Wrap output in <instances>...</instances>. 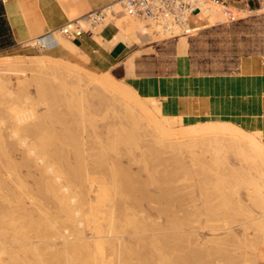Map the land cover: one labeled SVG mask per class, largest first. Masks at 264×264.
I'll list each match as a JSON object with an SVG mask.
<instances>
[{"label":"rangeland","instance_id":"obj_1","mask_svg":"<svg viewBox=\"0 0 264 264\" xmlns=\"http://www.w3.org/2000/svg\"><path fill=\"white\" fill-rule=\"evenodd\" d=\"M256 7L210 5L207 26L175 38L108 16L115 40L139 50L106 71L58 33L61 49L0 54L45 63L0 72V264H264V138L217 118L165 117L129 83L236 71L264 54ZM108 75L121 91L105 90Z\"/></svg>","mask_w":264,"mask_h":264},{"label":"crops","instance_id":"obj_2","mask_svg":"<svg viewBox=\"0 0 264 264\" xmlns=\"http://www.w3.org/2000/svg\"><path fill=\"white\" fill-rule=\"evenodd\" d=\"M118 0H0V54L22 49L31 39L54 31L85 13ZM225 7L249 12L264 0H223ZM193 29L207 26L202 13L189 17ZM119 29L111 22L98 33H83L69 40L87 64L106 71L139 50L138 43L115 38ZM61 49L56 35L42 41ZM142 49V48H141ZM130 85L145 98L157 102L165 117L217 118L256 130L264 138V54L243 57L236 71L197 74L179 70L172 75L133 77Z\"/></svg>","mask_w":264,"mask_h":264},{"label":"built area","instance_id":"obj_3","mask_svg":"<svg viewBox=\"0 0 264 264\" xmlns=\"http://www.w3.org/2000/svg\"><path fill=\"white\" fill-rule=\"evenodd\" d=\"M119 11L114 3L91 10L79 18L66 22L54 31L31 39L26 44L34 48H45L40 39L51 33H58L68 40H75L83 33H93L99 26H104L108 16L124 12L143 22L154 33L167 38L189 35L193 28L189 26V17L196 12L203 13L210 5H223V0H118Z\"/></svg>","mask_w":264,"mask_h":264},{"label":"bare ground","instance_id":"obj_4","mask_svg":"<svg viewBox=\"0 0 264 264\" xmlns=\"http://www.w3.org/2000/svg\"><path fill=\"white\" fill-rule=\"evenodd\" d=\"M113 6H115L116 8H117V6H118V3L117 2H115L114 4H113ZM225 13V12H224ZM210 16H209V18H211V16H213V13L212 14H209ZM116 18V17H115ZM124 19V18H123ZM126 19V18H125ZM117 20V19H116ZM119 21V20H118ZM122 22V21H121ZM132 22V21H131ZM135 22V21H134ZM120 24H123V23H120ZM119 24V25H120ZM138 25V24H137ZM123 26H127V31H128V33L129 32H133V28H134V26H136V25H134V23L132 24V23H130V24H127V25H123ZM125 27L123 28V29H125ZM138 28L139 29H141L142 30V33H144L145 31H144V29L145 28H143L142 26H138ZM122 29V30H123ZM119 30H120V28H119ZM140 30V31H141ZM135 31H136V29H135ZM139 32V31H138ZM137 32V33H138ZM137 33L135 34V35H137ZM56 33H51V34H49V35H46V36H44V37H42L41 39H40V43L45 47V49H52V48H54L55 46H57V44L56 45H53V46H50V47H47V46H45L43 43H42V41L43 40H45V39H47V38H52L53 37V35H55ZM141 34V33H140ZM121 35H126L125 33H122ZM133 35V34H132ZM120 38H122L121 36H120ZM61 39H62V37H61ZM123 39V38H122ZM126 41V40H125ZM58 42H59V44L62 46V44H61V42H63L62 40H61V42L59 41V37H58ZM126 43H129V41H126ZM63 44H65V42L63 43ZM14 63H16V62H14ZM18 66H19V68H18ZM32 67V66H35V67H37L38 69H42V68H44L45 67V63L43 62V61H31V62H28V63H26V64H22V65H20L19 63H16V64H13V63H11V62H6V61H0V72H3V71H8V72H14L16 69H20V67L21 68H24V69H28L29 67ZM17 67V68H16ZM16 68V69H15ZM104 82H103V84H105V90L106 91H121V88L119 87V86H117V85H114L115 84V80L111 77V76H109L108 75V77L107 78H105L104 80H103ZM228 124V123H227ZM216 125V124H215ZM221 125V124H220ZM220 125H219V127H220ZM195 126V125H194ZM222 126L223 127H225L226 129H228L230 132H232L233 133V131L235 130V132L237 131V128L235 129V127L233 126V125H231V124H228V125H226L225 124V126L222 124ZM193 127V126H192ZM198 127V126H197ZM218 127V126H217ZM201 128V127H200ZM215 129H217L216 127H215ZM200 130V129H199ZM233 130V131H232ZM239 130V129H238ZM229 132V133H230ZM241 132V131H240ZM254 134V133H253ZM250 138V137H249ZM260 149H262V151H264V147H259ZM259 149V150H260ZM261 189V188H260ZM59 196V195H58ZM58 198V197H57ZM261 210V209H260ZM95 231V230H94ZM122 241V240H121ZM110 249V248H109ZM129 254V253H128ZM111 262V261H110Z\"/></svg>","mask_w":264,"mask_h":264}]
</instances>
